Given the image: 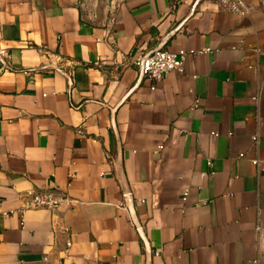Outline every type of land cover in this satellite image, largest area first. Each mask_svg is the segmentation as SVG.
I'll list each match as a JSON object with an SVG mask.
<instances>
[{
  "label": "crops",
  "instance_id": "obj_1",
  "mask_svg": "<svg viewBox=\"0 0 264 264\" xmlns=\"http://www.w3.org/2000/svg\"><path fill=\"white\" fill-rule=\"evenodd\" d=\"M261 1L0 0V264H264Z\"/></svg>",
  "mask_w": 264,
  "mask_h": 264
},
{
  "label": "built area",
  "instance_id": "obj_2",
  "mask_svg": "<svg viewBox=\"0 0 264 264\" xmlns=\"http://www.w3.org/2000/svg\"><path fill=\"white\" fill-rule=\"evenodd\" d=\"M219 3L226 9L239 14H245L248 10L246 0H218ZM261 6H264V0L261 1ZM2 52V50H0ZM186 52L182 49L175 52L167 49L157 47L151 51L140 52L135 56L131 63L137 67L143 76L153 80L155 83L159 82L170 71L183 72L184 71V58ZM152 89L155 85L151 86ZM257 140L256 136L253 138ZM252 163L257 164L258 159H252ZM24 204L21 211L46 208L55 209L62 202L68 200L67 196H57L54 192H38L29 190L26 193Z\"/></svg>",
  "mask_w": 264,
  "mask_h": 264
}]
</instances>
